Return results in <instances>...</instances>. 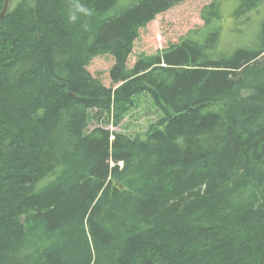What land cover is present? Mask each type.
Instances as JSON below:
<instances>
[{
	"label": "trees",
	"instance_id": "1",
	"mask_svg": "<svg viewBox=\"0 0 264 264\" xmlns=\"http://www.w3.org/2000/svg\"><path fill=\"white\" fill-rule=\"evenodd\" d=\"M120 1L0 18V264H264V17L226 52L213 1L201 37L129 68L138 31L186 0ZM144 94L162 114L145 139L111 130Z\"/></svg>",
	"mask_w": 264,
	"mask_h": 264
},
{
	"label": "rangeland",
	"instance_id": "2",
	"mask_svg": "<svg viewBox=\"0 0 264 264\" xmlns=\"http://www.w3.org/2000/svg\"><path fill=\"white\" fill-rule=\"evenodd\" d=\"M20 1L11 0L10 9ZM213 1L216 0H186L169 11L157 15L145 28L138 31L139 36L128 57V67L134 66L138 58L163 52L166 48L179 44L188 37H201L207 28L202 18V11ZM218 1H220L221 17L215 18L210 26L217 24L221 27L220 49L231 52L237 47L249 45L255 39L259 23L264 17V6L236 17L235 11L238 8V2L234 0ZM120 2L126 5L130 1L121 0ZM113 63L114 60L110 55H100L92 59L88 69L106 86H111L110 68ZM161 117L162 114L154 104L152 97L144 94L136 98L134 107L125 114L118 126L109 124L108 127L111 130L125 132L133 136L140 135L142 139H145L148 128ZM98 124L103 125L92 121L89 129L91 130Z\"/></svg>",
	"mask_w": 264,
	"mask_h": 264
},
{
	"label": "clouds",
	"instance_id": "3",
	"mask_svg": "<svg viewBox=\"0 0 264 264\" xmlns=\"http://www.w3.org/2000/svg\"><path fill=\"white\" fill-rule=\"evenodd\" d=\"M80 14L85 17H90L92 15V10L81 3L80 0H72V5L69 10V20L75 23ZM84 27L86 28L87 24H85Z\"/></svg>",
	"mask_w": 264,
	"mask_h": 264
},
{
	"label": "water",
	"instance_id": "4",
	"mask_svg": "<svg viewBox=\"0 0 264 264\" xmlns=\"http://www.w3.org/2000/svg\"><path fill=\"white\" fill-rule=\"evenodd\" d=\"M11 6V0H5L3 8L0 10V18L4 17L9 11Z\"/></svg>",
	"mask_w": 264,
	"mask_h": 264
},
{
	"label": "bare ground",
	"instance_id": "5",
	"mask_svg": "<svg viewBox=\"0 0 264 264\" xmlns=\"http://www.w3.org/2000/svg\"><path fill=\"white\" fill-rule=\"evenodd\" d=\"M5 3V2H4Z\"/></svg>",
	"mask_w": 264,
	"mask_h": 264
}]
</instances>
